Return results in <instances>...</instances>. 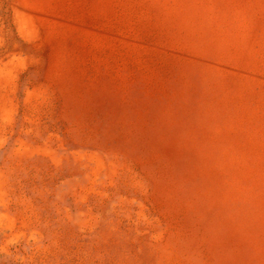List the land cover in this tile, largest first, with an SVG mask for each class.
Here are the masks:
<instances>
[{
    "label": "rangeland",
    "instance_id": "rangeland-1",
    "mask_svg": "<svg viewBox=\"0 0 264 264\" xmlns=\"http://www.w3.org/2000/svg\"><path fill=\"white\" fill-rule=\"evenodd\" d=\"M0 264H264V0H0Z\"/></svg>",
    "mask_w": 264,
    "mask_h": 264
}]
</instances>
